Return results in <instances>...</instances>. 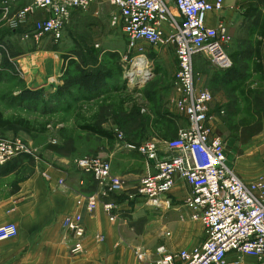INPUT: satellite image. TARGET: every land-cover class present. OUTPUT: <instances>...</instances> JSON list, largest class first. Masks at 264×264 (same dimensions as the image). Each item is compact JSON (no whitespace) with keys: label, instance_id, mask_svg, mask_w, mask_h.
<instances>
[{"label":"built area","instance_id":"1","mask_svg":"<svg viewBox=\"0 0 264 264\" xmlns=\"http://www.w3.org/2000/svg\"><path fill=\"white\" fill-rule=\"evenodd\" d=\"M115 8L112 25L119 27L128 43V54L133 55V67L147 59L145 45L153 49L173 48L178 62L174 83V107L186 126L180 128L176 138L152 139L141 144L127 143L123 131L116 129L114 136L125 142L128 152L142 156L149 168L154 160L155 172L140 180L138 196L149 208L165 205L167 195L179 180L191 186L185 206L191 219L202 223L206 240L192 249L178 253L166 246L157 249L155 264H243L245 259H264V181L244 182L228 165L227 144L210 126L215 119L211 106L213 93L197 85L194 58L204 54L217 69L230 70L233 60L228 53L232 36L228 25L221 21L216 27L207 25L209 14L221 13L225 0H109ZM92 0H34L32 5L16 13L6 6L1 21L12 31L32 26L25 34L35 47L46 40L57 44L70 22L73 12H86ZM43 12L46 17L31 23V18ZM144 79L148 73H144ZM50 84L57 81L49 78ZM223 114V111L221 112ZM33 150L20 139L0 138V166L18 156L32 155ZM165 156V157H164ZM76 167L92 175L103 197L125 190L122 178L113 175L112 164L102 158H80ZM64 185V181H60ZM112 224L119 220V207L114 202H102L99 196L79 197L76 206L93 213L99 205ZM63 228L72 235L71 254L84 253L86 228L81 213L67 215ZM19 235L15 223L0 225V242L14 240ZM103 235L97 236L99 243ZM230 255L234 258L231 260ZM140 261L145 252L137 251Z\"/></svg>","mask_w":264,"mask_h":264},{"label":"rangeland","instance_id":"2","mask_svg":"<svg viewBox=\"0 0 264 264\" xmlns=\"http://www.w3.org/2000/svg\"><path fill=\"white\" fill-rule=\"evenodd\" d=\"M254 1L264 5V0ZM81 13L84 16H80L79 21L67 24L59 43L46 45L47 48L42 50H37L31 38L25 39L32 26L12 31L6 21H0V111L14 122L26 121L30 125V130L12 125L0 131V138L20 139L33 150L32 155L18 156L0 166V174L17 171L14 178L16 184L42 165L70 170L76 167V159L94 157L108 160L119 169H127L123 159H129L128 169H134L140 177L135 181L137 188L130 194L138 195L140 180L149 172L153 173L152 167L149 168L139 154H126L125 142L118 141L114 131H123L127 143L138 145L152 140L147 136L149 132L142 129L152 120L165 118L167 124L175 121L179 128L186 126L173 103L178 72L176 56H162L160 49L145 45L147 59L144 65L138 64H142L143 69L140 70L141 66L134 68V56L128 54V43L121 29L112 25L115 8L110 1L94 0L86 14ZM33 23L31 21L30 24ZM229 47L231 56L234 48ZM39 51L50 53H41L33 58ZM245 53L237 60L231 56L234 65L230 72L215 68L204 54L196 55L194 68L199 86L219 96L223 103L229 98L236 103L242 95L241 80H250L251 83L259 80V76L254 75L257 66L251 58L254 49H246ZM64 56L76 59L77 65L67 70L65 65L61 67ZM54 57H59L60 70L53 76L57 82L50 84V62ZM37 59L39 63L45 61L40 63L41 68L43 66L44 69L46 63L49 65V71L44 70L48 73L45 82L48 88L28 87L27 80H31L27 75H34L33 62ZM142 70L143 73H138ZM146 72L149 76L144 79ZM14 73L15 76H12ZM25 89L41 92L42 96L27 94ZM53 89L54 94L61 89L58 92L62 101L60 104L52 102ZM19 92L21 94L15 96ZM253 97L257 103V90L253 91ZM83 126L98 128L113 135V138L105 139L88 133L82 130ZM214 130L226 142L229 153V134ZM260 142L264 143V137ZM86 175L91 191H97V181L92 175ZM3 194L6 195V192ZM170 209V205H166L158 210L168 213ZM142 215L145 216L144 213ZM248 261L245 259L246 263Z\"/></svg>","mask_w":264,"mask_h":264},{"label":"crops","instance_id":"3","mask_svg":"<svg viewBox=\"0 0 264 264\" xmlns=\"http://www.w3.org/2000/svg\"><path fill=\"white\" fill-rule=\"evenodd\" d=\"M33 1L0 0V10L3 15L6 6L14 14L32 5ZM83 14L73 12L70 21H79ZM45 17L43 12H37L31 21ZM221 21L229 27L232 36L229 48H234L231 52L234 59L242 57L246 49H254L255 53L251 58L257 66L254 75L259 76V80L255 83L241 80L242 95L236 103L230 98L223 103L216 95L211 106V114L215 119L210 126L219 133L226 131L229 134V166L237 175L246 183L264 181V143L260 142L264 137V5L261 6L254 0H225L224 11L209 14L207 25L213 28ZM46 45L54 43L46 40L36 48L42 50L47 48ZM41 53L50 52L39 51L33 58ZM160 55L175 56V51L168 48L162 50ZM54 58L50 62L49 78L60 70V63L57 61L59 57ZM44 62L42 60L40 63ZM38 63V59L33 62L34 75H27L32 81L27 80L28 87L48 88L45 85L48 73L45 71H49V65L46 63L43 69ZM63 65L64 60L61 67ZM197 85L199 86L198 83ZM254 90L258 91L257 103L254 102ZM54 91L55 89L52 94ZM249 116H254L251 127L247 121L244 123ZM257 123L261 125L258 132H255ZM151 134L149 132L147 135L150 139H157V136ZM125 152L131 154L126 150ZM123 161L127 169H119L117 165L111 164L113 175L122 178L125 183V193L109 197L100 195L99 188L91 191L87 175L77 167L63 170L42 165L16 184L14 178L17 171L0 174V225L15 223L19 228L16 239L0 242V264H155L157 249L161 246L178 253L201 245L206 240L203 225L191 219V212L185 206L191 186L185 181H178L174 191L165 199L164 206L171 207L168 213L149 208L141 197L130 194L131 190L137 188L135 181L140 177L134 169H128L131 163L129 159ZM151 167L152 172H155L154 163ZM60 181H64V185H60ZM92 195L99 196L102 202H114L118 205L119 220L116 224L110 222L101 204L93 213H87L76 206L79 197ZM77 212L82 214L86 228L85 251L79 256H73V238L63 228L62 222L67 215ZM98 235L104 236V242L97 241ZM137 251L146 253L145 261L138 259ZM230 258L232 260L234 256L230 255ZM248 260V263L244 261L243 264H264V259Z\"/></svg>","mask_w":264,"mask_h":264},{"label":"trees","instance_id":"4","mask_svg":"<svg viewBox=\"0 0 264 264\" xmlns=\"http://www.w3.org/2000/svg\"><path fill=\"white\" fill-rule=\"evenodd\" d=\"M1 16H2V11L0 10V18H1ZM63 60H64V65L66 67V70L68 69V67L70 69H72L73 67H75L77 65L76 59H74L72 57L64 56ZM232 70L233 69L229 70V72ZM12 76H15V73ZM60 91H61V89H59L55 94L53 93L54 95L51 96L53 99L52 102L54 103V105L55 104L57 105V103L60 104L62 102L61 98H60V93H58ZM21 92L17 93V95H15V96H19L21 94ZM26 93L32 94V95L34 94L35 96L38 95L39 97L42 96V93L37 92V91L30 92V91L26 90ZM246 102H248V101H246ZM253 117L254 116L247 117L244 120V123L247 121L251 127L253 124L252 123ZM12 125H19V126L23 127L24 129L30 130V125L26 121L14 122L13 120L6 118L3 114V112L0 111V131L7 130ZM260 125H261V123L256 124L255 132H258V128ZM81 128H82V130H84L88 133L98 135V136L105 138V139H112L113 138V135H111V134H109L103 130H100L98 128H95V127L83 126ZM142 129L145 131L151 132L152 133L151 135H153L155 137L157 136V139L159 138L158 140H168V139L176 138L180 128L177 126L175 121H172V123L170 121L169 124H167V122L165 121V118H163L161 120L156 119V120H152L151 122H147L145 127ZM170 135H172L173 137H170ZM14 171H11V172H14ZM7 173H10V172H7Z\"/></svg>","mask_w":264,"mask_h":264},{"label":"bare ground","instance_id":"5","mask_svg":"<svg viewBox=\"0 0 264 264\" xmlns=\"http://www.w3.org/2000/svg\"><path fill=\"white\" fill-rule=\"evenodd\" d=\"M139 66H141V67H140V70L143 69L142 64H141V65H138L137 67H139ZM138 73H143V70H142L141 72L138 71Z\"/></svg>","mask_w":264,"mask_h":264},{"label":"water","instance_id":"6","mask_svg":"<svg viewBox=\"0 0 264 264\" xmlns=\"http://www.w3.org/2000/svg\"><path fill=\"white\" fill-rule=\"evenodd\" d=\"M151 162H152V163H155V161H154V160H152Z\"/></svg>","mask_w":264,"mask_h":264}]
</instances>
